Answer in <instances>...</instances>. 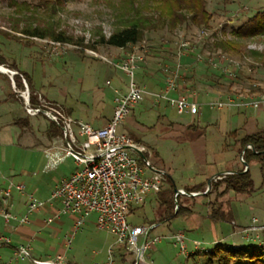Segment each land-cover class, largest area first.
Returning a JSON list of instances; mask_svg holds the SVG:
<instances>
[{"label": "rangeland", "instance_id": "obj_1", "mask_svg": "<svg viewBox=\"0 0 264 264\" xmlns=\"http://www.w3.org/2000/svg\"><path fill=\"white\" fill-rule=\"evenodd\" d=\"M15 1L35 4L33 0ZM117 3V0L67 2L62 9L56 12L53 20L58 24L57 31H65L72 41L60 42L62 44L56 45L55 41L24 38L20 34H16L18 37L21 36L20 40L10 37L12 35L9 30L10 26L16 21H21L24 15L15 14L8 6L7 0H0V29L10 35L5 36L0 33V56L8 63L14 61L17 69L30 77L29 85L25 81L29 94H42L67 107L75 102V96L81 95V89L85 88L84 83L80 84L75 81L76 78L85 76L86 72H89L88 68L92 71L93 67L99 68L104 65L99 58L87 55L85 50L92 49L97 54L106 56L104 55L106 48L101 44H95V41L99 33L108 37L115 28L120 26L121 17L116 10ZM206 9L213 16L209 29H198L188 25L178 27L171 33L165 30L144 33L141 41L147 51L145 57L147 54L158 53L160 59L192 60L197 64L194 68L197 74L202 73L206 76L213 71L216 77L215 82L220 86L218 90L223 94L238 98L264 94V68L252 54V52L262 51L261 39H248L244 42L241 55H229L231 59L242 63L234 80L225 78L217 68L214 69L207 62L209 57L218 59V53L214 50L212 43L217 39H231L230 29L238 27L256 12L263 11L264 0H206ZM37 16L42 17L44 13L38 11ZM203 29L209 34L207 37L200 38L198 32ZM180 40L188 42L195 51L185 52L186 55L183 54L185 57L179 58L177 52H179ZM165 46L173 52L167 53V50L162 48ZM130 51L132 47L127 52ZM124 54L126 55V52ZM184 65L187 64L184 63ZM191 65L192 62L184 68L188 69L186 71L188 74L191 72ZM9 74L0 72V221L4 223H8L3 218L5 210L16 218L22 217L26 212L24 196L17 194L15 190H12L9 200L4 202L3 192L10 183L24 184L26 190L29 189L28 191L36 193L39 197H46L49 193L47 188L51 184L53 185L58 178L77 168L73 159L65 155L64 148L58 150L57 154L61 160L57 167H51L50 164H54L58 159L54 157L49 161L45 157L47 151L54 150L52 149L53 140L47 133L49 122L41 114L28 115L24 109V102L20 103L9 98V94L13 92L21 97L20 92L25 89L23 82V88H15ZM117 81L116 76L112 75L108 78L101 71L93 86L96 90L106 94V100L109 101ZM124 81L127 85L125 77L122 85ZM195 88L196 86L191 83L188 87L184 86L182 91L194 93ZM168 110L170 111L166 118L162 117L157 121L155 117L152 121L143 119L141 122L145 128L144 136L153 141L149 146L150 149L145 153V158L158 168L159 163L165 166L171 163L176 164L177 176L173 186L182 184L185 177L192 174V170L196 172L190 179L191 182H204L208 187L207 182L210 176L207 175V171L216 169L219 173L224 170L237 171L242 168L238 147L235 148L227 141L221 151L206 150L204 156H206L207 164L204 163L202 156L198 161L193 160L195 154L201 152L202 143L208 138L207 132H204L208 120L205 116H200L198 123H195L198 124V129L186 136L178 132L176 125H169L167 118L178 121L182 118L192 119V116L178 115L172 108ZM240 110V117L252 118L256 123L264 126V108L259 110L242 108ZM202 111L205 115L216 113V110H210L208 106L202 107ZM18 119L26 121L27 124L14 125V121ZM178 135L182 138L178 144L182 152V160L173 155L174 153L169 149V145H175L176 142L172 138ZM58 139L60 136H56L54 141L56 146L61 148ZM165 139L171 140L166 141ZM155 151H158V156ZM182 163L185 167H182ZM248 167L254 186L249 194H238L231 191L224 198L219 197L222 200L216 201L213 199L214 192L211 194L203 192L205 187L202 194L194 200L183 202L182 197L179 199L182 206L188 204L186 207L191 210L189 213L168 220L163 217L167 205L158 204L154 194L148 195L142 205L132 209L127 216V222L131 225H154L149 239L155 236L161 238L160 242L151 246L150 252L147 253L150 260L154 264H203L202 253L216 244L231 247H264V229L262 228L264 227V165L261 167L258 162L251 161ZM186 168L191 170L185 172ZM168 177L167 175L165 179H169ZM163 183L170 185V180ZM164 185L162 184L160 190L168 194V190H164ZM18 204H20L19 207H17ZM211 208H217V211L221 210L222 213L212 219ZM40 210L33 212L31 216L33 217ZM94 220L95 216H90L77 230L73 222L71 231L62 230L54 239H48L46 248L63 241L64 248L62 249H66L68 254H73L74 257L70 264H132V256L126 253L123 246L115 244V238L109 231L98 229ZM252 226H255V229H252ZM178 232L184 234L185 249L183 251L180 250L179 244H175L171 239V236ZM4 243L6 241L0 237V244ZM2 254L3 259L0 263L13 258L9 250H3ZM122 257H124L123 261ZM27 259L17 260V264H31ZM63 263L66 262L63 261Z\"/></svg>", "mask_w": 264, "mask_h": 264}, {"label": "built area", "instance_id": "obj_2", "mask_svg": "<svg viewBox=\"0 0 264 264\" xmlns=\"http://www.w3.org/2000/svg\"><path fill=\"white\" fill-rule=\"evenodd\" d=\"M208 34V31L204 29L198 32L200 38L207 37ZM130 47L132 51L119 62L99 55L92 49L85 50L87 55L99 58L107 65L118 69L127 79L126 92L115 95L112 116L104 127L95 128L87 122L72 118L59 105L47 101L37 93L34 94L36 104H31L27 85L25 80H22L25 89L20 92V96L26 113L31 116L41 114L48 122L60 126L65 155L73 159L77 168L57 182L46 201L35 198L33 193H27L25 214L16 218L5 210L3 218L6 222L17 220L20 223H27L29 215L33 212L42 209L47 203L57 201L60 207L56 216H74L75 230L79 229L87 218L94 215L95 226L100 230L109 231L115 238V244L123 246L132 256L134 264H154L147 253L151 246L161 239L158 236L149 239L150 231L155 226L131 225L127 222L130 211L142 205L149 194L160 191L166 177L165 171L152 166L147 159L142 160L134 152L133 148L145 156L146 149L133 141L123 129L124 120L131 109L143 100L145 94L144 88L136 82L135 75L147 51L142 41ZM178 48L179 54L195 51L188 42L181 40ZM217 60L209 57L207 62L214 69L217 68L222 76L234 80L242 63L224 54H218ZM2 67L8 69L4 65ZM8 70L13 81L12 78L17 72ZM162 73L164 84L154 98L157 101H164L178 115L197 114L199 105L192 99L194 93L178 94L181 83L177 67L164 65ZM207 106L210 110L216 111L242 108L259 110L264 108V94L238 98L220 93L213 101L207 103ZM239 158L242 161V156ZM225 175L227 174H223ZM220 178L214 177L213 180ZM12 190H15L17 194H24L25 185L10 183L3 192L4 202L11 197ZM205 191H208V188ZM188 194L183 189H177L173 193L174 202L176 203L178 197L189 196ZM191 194L196 193L191 192ZM252 229H255V226H252ZM171 239L175 244H179L180 250L185 249L184 234L174 233ZM17 254L22 259H30L34 264H65L61 256H57L52 261H36L30 257L26 246H19Z\"/></svg>", "mask_w": 264, "mask_h": 264}, {"label": "crops", "instance_id": "obj_3", "mask_svg": "<svg viewBox=\"0 0 264 264\" xmlns=\"http://www.w3.org/2000/svg\"><path fill=\"white\" fill-rule=\"evenodd\" d=\"M106 50L104 51V55L107 57H112L114 61L119 62L122 60L123 57H125L128 53V49L130 47L121 49L111 46H104ZM163 49L167 50V53L173 52L172 49H170L168 46L162 47ZM162 51V50H161ZM158 53L154 54H147L145 59L140 63L138 69L136 70V79L137 83L144 88L145 94L143 100L136 105L132 111H130V114L126 119L124 120L123 129L124 131L129 135V137L135 141L136 143H139L143 145L148 151L150 148L149 146L153 143L152 140L148 139L146 136H144L145 128L141 121L143 119L150 121L153 120V118L156 117V120L158 121L162 117L166 118L168 108H170L164 101H157L154 98V95L163 87L164 84V76L162 73V67L164 65H169L173 68L177 67L180 73V89L178 91V94L185 93L182 90L185 87H188L189 84H193L196 86L194 96L192 99H194L199 107L198 112L195 115H191L192 119H179L173 120L168 119L167 121L169 125H176L177 130L181 134H185L188 136L189 133L195 132L196 129H198V123L200 116H205V118L208 120L207 128L204 129V132L208 134V138L206 139V142L202 143V149L201 152L196 153L195 157H193V160H200L201 156L204 157V163L207 164L205 160V153L206 150H212L214 152L221 151V149H224L225 142L227 141L230 143V145L234 146L235 148L238 147L237 150H239V145L237 140L242 138L243 136L250 135L253 133H256L258 131L263 130L264 126L259 125L256 123L252 118L248 119V117H240L239 112H241L240 109H232V110H223V111H216V113L213 114H204L202 111V107H207V103L210 101H213L220 93L218 89L220 88L219 85L215 82V75L213 74V71L202 75V73L197 74V72L194 70L196 63H193L192 60L188 59H160L158 58ZM160 54V53H159ZM179 54V52H177ZM186 55V54H184ZM183 54H179V58L185 57ZM194 60V59H193ZM192 62V69L191 72L188 74L186 71L188 69H184L185 67H188V64ZM186 63L187 65H184ZM14 64V61L8 63L5 60V65H11ZM104 65H101V67H93L92 71L90 68L87 70L86 75L83 77H77L76 82H79L80 84H85V88L81 92L82 94L79 96H75V102L69 104V106L65 107L62 104L57 103L53 99H49L45 96H42V98L46 99L47 101L59 105V107L68 115H70L74 119H78L84 122L89 123L91 126L95 128L104 127L110 120L114 108V97L113 95H116L117 93H125L127 85L123 79L124 74L120 72L118 69H115L106 63L103 62ZM183 67V68H182ZM104 72L105 75L109 78L110 76L114 75L117 77V83L113 87V95L110 94V100H106V94L103 92L96 90L95 86L93 84L95 83V79L97 78V75L99 73ZM109 75V76H108ZM183 75V76H182ZM214 76V77H213ZM186 79H190V81H186ZM110 83L109 80H106ZM110 85V84H109ZM33 95L35 93H32ZM177 95V94H174ZM171 109V108H170ZM173 110V109H172ZM208 110V109H207ZM155 111V112H154ZM177 114V113H176ZM190 115V114H189ZM194 117V118H193ZM202 129V128H201ZM232 132H235L234 134L230 135ZM50 138V137H49ZM175 142V145L170 144L169 149L171 152H173L176 157L182 160V152L179 150V143L182 141V138L180 136H176V138H172ZM53 140L54 146L52 147V151H47L45 153V157H47L50 160H52L54 157L57 160L54 164H50L51 167H57V164L61 160V157L58 156V150L64 148V140L62 136L57 141L61 143V148L56 146L55 137L51 138ZM166 141H170L171 139H165ZM168 149V148H167ZM157 156L158 151H155ZM240 157V154H239ZM195 158V159H194ZM181 164V163H180ZM152 165V164H151ZM162 163H159L158 166H160L158 169H161L165 171L166 176L168 175L169 179H164V182L167 183L170 180V185H164V190H172L174 192L175 189H183L187 191H202L206 184L204 182H197L192 183L191 178H193V174H195V170H192V174H189L185 177V180H183L182 184H179L178 186H173L175 184V178H176V164H168L164 165ZM182 167H185V164L182 163ZM244 167V166H242ZM191 169L186 168L185 172H189ZM240 170V169H239ZM237 170V171H239ZM74 171V170H73ZM71 172H68L57 179L55 182L57 184L58 181H60L62 178L68 176ZM218 170L213 171H207V175L210 176V179L213 177H217L218 175L225 173V172H237V171H226L217 173ZM216 173V174H215ZM229 175V174H227ZM226 176V175H225ZM225 176H220L221 180ZM216 180V181H217ZM211 182H215L213 179ZM210 182V184H211ZM51 184L47 189H49V193H47L46 197H39L36 193H33L34 196L37 197V199L41 201H46L51 193V189L55 185ZM192 183V184H190ZM42 186V185H41ZM208 187H206L207 189ZM26 190L25 186V193L20 194L21 196H24V200L26 202V195L27 193H32ZM219 189L218 191H220ZM159 192H162L161 190L154 194V197L158 204H160V196ZM205 193L207 191H204ZM202 193V192H198ZM225 194L222 198L227 196ZM150 195V194H149ZM193 196H184L183 202L190 201L198 198L199 196L196 195V197L189 198ZM207 197V196H206ZM213 199L216 201L222 200L221 198H215V193L213 195ZM9 200V199H8ZM187 202V203H188ZM192 204V203H191ZM188 204H185L184 206H187ZM20 204H18L17 207H19ZM60 207V203L55 201L52 203H47L38 213H35L34 216L28 217L27 223H20L17 220L9 221L8 223H4L3 221H0V237H2L3 240L6 241L4 244H0V260L3 259V250H9L11 252V255L13 258L9 261L2 262L0 264H17V260H25L27 258H20L17 254V248L19 246H26L29 249L30 257L36 261L44 262V261H52L57 256H61L63 258V261L66 262L65 264H70L73 262L71 259H74L73 254L69 255L66 249L63 246V241L56 242L52 245H49L46 248V244L48 239H54V237L57 236L58 233H60L62 230L71 231L73 228V222H75V217L71 215H63V216H56L57 210ZM23 214V213H22ZM93 216V215H92ZM73 220V221H72ZM160 242V241H159ZM158 242V243H159ZM151 248L149 249L150 252ZM62 251V252H60ZM14 259V260H13ZM29 263L34 264L31 262L30 259H27Z\"/></svg>", "mask_w": 264, "mask_h": 264}, {"label": "trees", "instance_id": "obj_4", "mask_svg": "<svg viewBox=\"0 0 264 264\" xmlns=\"http://www.w3.org/2000/svg\"><path fill=\"white\" fill-rule=\"evenodd\" d=\"M33 1L35 4L32 5L31 3H19L15 0H7L8 6L12 8L15 14H22L24 17L22 19L23 21H16L10 26L11 36L1 29L0 33L5 36H10L15 40H20L21 36L18 37L16 35L20 34L24 38L71 42V38L67 36L65 31H57L58 24L53 18L56 12L62 9L67 2L79 0ZM117 2L116 10L120 13L121 17L120 26L115 28L108 37H104L99 33L95 44L124 49L140 42L146 32L165 30L171 33L178 27L188 25L198 29H209L213 17L212 13L206 9V0H117ZM38 11L44 13V16L38 17ZM26 13L29 15L26 16ZM43 18L47 19L45 20ZM230 36L231 39H217L212 43L216 53L227 56L241 55L244 50V42L248 39L258 38L261 39L263 49L261 52H252V54L254 59L264 68V10L256 12L238 27L231 28ZM1 65L17 72L13 76L15 88H23V79L27 82V85L31 83L30 77L26 73L19 71L14 64L5 65V60L0 56ZM9 98L23 103L21 97L14 92L9 94ZM29 102L36 104V98L32 93L29 94ZM19 124L27 123L22 119L14 121V125L17 126ZM47 133L50 138L62 136L60 126H56L52 122H49ZM234 133L232 132L230 135ZM237 142L239 145V153L244 151L242 154V164L248 166L251 161H256L261 167L264 165L263 130L243 136ZM247 146H250V148H247ZM243 170L244 167L236 173L226 175L221 180L211 183L210 189L205 194L214 192L215 198L223 197L231 191L238 194H249L253 191V180L249 173V167L245 172ZM219 189L221 190L218 191ZM186 192L197 193L202 191L186 190ZM173 193L172 190L168 194L165 191L159 192L160 205H167L163 215L166 220L191 211L188 207L182 206L179 201L184 196L178 197L175 203ZM175 206H177L176 209ZM221 213V210L217 211V208H211L210 216H212V219H215ZM126 253L130 255L128 252ZM202 257L204 259L203 264H264V247H231L216 244L202 253ZM121 260L123 261L124 257ZM132 264H134L133 260Z\"/></svg>", "mask_w": 264, "mask_h": 264}, {"label": "water", "instance_id": "obj_5", "mask_svg": "<svg viewBox=\"0 0 264 264\" xmlns=\"http://www.w3.org/2000/svg\"><path fill=\"white\" fill-rule=\"evenodd\" d=\"M0 68L4 70V71H2V70L0 69V72H3V73H4V72H6V73L9 72V70L6 69V68H4V67H2V65L0 66ZM133 150H134V152L137 153V155H138L142 160H145V159H146L145 156H144L141 152L137 151V150L134 149V148H133ZM243 152H244V151H242V152L240 153V156H242ZM243 166H244V170H243V172H245V171L247 170L248 166H247V165H244V164H243ZM225 173H226V174H232V172H225ZM225 173H222V174L218 175L217 177H220V176H222V175L225 174ZM233 173H236V172H233ZM213 178H214V177H213ZM213 178H212V179H213ZM212 179H210V180L207 182L208 189H209L210 182L212 181ZM176 191H177V189L174 188V192H176ZM199 194H202V193H196V194H193V195L196 196V195H199ZM188 195H189V196H193L191 193H189Z\"/></svg>", "mask_w": 264, "mask_h": 264}, {"label": "bare ground", "instance_id": "obj_6", "mask_svg": "<svg viewBox=\"0 0 264 264\" xmlns=\"http://www.w3.org/2000/svg\"><path fill=\"white\" fill-rule=\"evenodd\" d=\"M1 69V68H0ZM2 71H4L3 69H1Z\"/></svg>", "mask_w": 264, "mask_h": 264}]
</instances>
